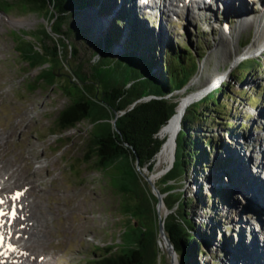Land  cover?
Masks as SVG:
<instances>
[{
    "label": "rangeland",
    "instance_id": "374dc122",
    "mask_svg": "<svg viewBox=\"0 0 264 264\" xmlns=\"http://www.w3.org/2000/svg\"><path fill=\"white\" fill-rule=\"evenodd\" d=\"M5 1L9 4L7 7ZM103 1L110 5L108 15L98 14L96 6L83 9L74 15V27L85 30L91 44L107 31L114 19L124 16L122 22H116L121 35L120 42L112 51L114 56L125 52V41L131 31L140 36L141 42L153 45L156 58L160 54L164 56L166 46L170 45L174 50L185 47L198 65L191 80L199 79L196 83L189 82L183 92L173 93L180 97L179 101L185 103L190 95L203 90L206 82L217 72L224 74L217 85L199 96L203 97L215 89L223 90L216 95L220 106H210L209 109L210 114L217 112L214 114L216 117L209 114L208 119L200 122L193 131L194 138L214 139L219 146L222 144L223 149L215 148L213 151L207 147L204 168L201 164L193 165L187 177L175 182L171 190L181 191L185 197L193 199L187 211L196 223L195 228L204 234L203 238L197 235L202 251V255L197 257L199 264H256L255 261L264 264V188L252 194L253 183L262 184L264 181L261 179L264 169L260 174L253 171L256 167L254 159L261 161L264 168V156L258 152V149H263L264 142V51L240 61L255 60L251 70L245 71L251 61L231 68L235 52L240 53L244 48L239 43L249 40L250 46L255 31V23L247 19L249 26L238 34L236 18L239 14L259 17L261 0H213L215 3L200 7L207 14L206 17L199 11L206 17L204 20L189 7L187 11L185 7H182L184 10L173 7L174 13L173 10L167 11L168 7L163 9L152 5L149 11V4L139 2L141 0ZM48 12L26 0H0V133L11 138L7 145H0V166L9 173L18 169L19 176L14 180L17 179L19 186L33 184L34 181L38 187L35 191L31 188L28 200L33 205V215L39 217L42 232H39L41 235L38 234L37 240L32 237L27 240L26 246L33 250L29 253L35 256L36 261L26 264H87L108 246L122 245L124 232H127L124 238L127 244L134 221H138L147 233L157 234L151 264H171L165 240L157 233V218H138L134 214V201L117 193L104 173L84 163L90 122L85 121L62 134L55 128V118L69 100L56 85L37 83L39 71L47 65L33 67L26 58V51L31 53V46L34 49L32 53L36 49L42 53L44 44L51 47L57 40L50 33ZM223 22L229 24L228 31L233 32L236 39L227 45L226 50L231 55L224 60L219 39L221 31L227 37L229 33L221 28ZM43 31L50 38L45 42L41 40ZM62 42L64 46L59 47L61 55L71 52L70 44L75 45L78 52L54 73L71 77L68 70L80 64L83 73L89 76L97 56H92V51L82 42L67 38ZM43 59L50 62L47 56ZM113 60L106 54L102 64L115 67ZM201 64L204 65L202 72L199 70ZM161 70L157 66L153 73L158 74ZM242 70L245 71V79L240 81L242 75L239 71ZM61 84H64L66 92L75 94L77 91L68 78H62ZM199 97L192 99L186 108ZM182 118L183 112L164 128L167 139L176 137ZM229 123L232 125H227ZM169 151L160 165L156 156L153 173L145 169L138 172L141 183L146 182L145 177L155 174L152 180L157 189L163 188L159 179L164 175L162 172L172 165L174 143ZM216 161L223 162L221 168H213ZM9 167L13 170L10 171ZM165 211L169 213L170 210L162 200L159 212L164 215Z\"/></svg>",
    "mask_w": 264,
    "mask_h": 264
},
{
    "label": "trees",
    "instance_id": "16d2710c",
    "mask_svg": "<svg viewBox=\"0 0 264 264\" xmlns=\"http://www.w3.org/2000/svg\"><path fill=\"white\" fill-rule=\"evenodd\" d=\"M26 2L36 5V8L42 11H49L50 33L57 39L51 47L44 44L42 53L38 49L32 53L34 50L32 46L31 53L26 51L27 61L33 67L47 63L50 65L48 71H41L37 81H46L47 77H52L51 70H57L65 64L64 59L68 53L63 54L61 59L59 58V47L64 46L62 42L64 38L82 42L86 48L92 51V56L98 58L91 67V71L94 80L100 86L99 96L95 100L93 98L92 100L86 98L84 101L80 99L78 103L65 108L57 117L56 125L60 130L74 127L86 115H96L95 118L104 120L103 123L94 127L92 147H89L91 154L87 160L103 171L113 170V187L120 193L133 198L135 202L134 214L138 218L156 219L157 199L148 192L147 183L141 184L140 177L135 170V162L138 159L140 168H146L149 172L153 171L155 155L157 156L167 139L165 127L178 117L184 106V101H179L180 97L173 93L188 85L196 73L198 65L195 59L191 58L185 47L181 50H174L170 45L165 47L164 56L160 54V57L156 58V50L153 45L150 42L149 44L141 42L140 36H137L133 31L128 33L129 37L125 41L127 51L114 56L112 51L115 44L118 45L120 42L119 36L121 35V29L116 27V22L117 20L122 22L124 17L122 15L114 19L107 31L90 44L87 32L74 27L73 17L78 11L89 7L93 8V6L98 8V14L108 15L110 5L107 1L26 0ZM8 5L6 2L5 7ZM49 39V35L43 31L42 42ZM61 43L62 45H60ZM248 43L249 40H245L239 45L243 48ZM129 47H131L130 50ZM70 49V55L75 56L78 52L76 46L70 44ZM106 54L112 56L115 67L102 64V58ZM45 56L50 62L43 59ZM246 61H251V65L245 68V71H249L256 61L253 59L243 60V62ZM243 62L239 64V67ZM157 66H160L162 70L155 74L153 69ZM80 69H82L81 65L77 64L73 66L72 71L79 82H85L86 79L80 77L78 73ZM245 71H239L242 75L240 81L245 79V74H243ZM222 91V89H215L183 109L181 130L174 138L176 149L172 168L159 179L163 188H158V190L164 194L165 206L172 211L165 219V232L174 250L179 257L183 258L185 264H199L197 257L202 255V251L199 248L198 236L203 238L204 234L202 235L198 231L199 229L195 228L196 223L187 211L193 199L185 197L181 191L172 192L171 188L175 182L187 177V173L193 165L201 164V167L204 168L207 163V147L213 151L215 148L223 149L222 144L219 146L214 142V139H207L204 136L193 137L195 126L208 119L210 106H220L216 95ZM142 98H148V100L140 101L133 108H129L130 105ZM119 110L124 113L118 116L113 128L109 122L112 116L108 113ZM216 113L212 112L210 115L213 116ZM230 124L232 125V123L227 125ZM222 165L223 162L216 161L213 168L218 169ZM215 193L218 194V191ZM131 234L129 244L117 251L106 248L103 253L96 254L95 258L90 259L87 264H151L152 247L157 234L147 233L141 225L133 229Z\"/></svg>",
    "mask_w": 264,
    "mask_h": 264
},
{
    "label": "bare ground",
    "instance_id": "6f19581e",
    "mask_svg": "<svg viewBox=\"0 0 264 264\" xmlns=\"http://www.w3.org/2000/svg\"><path fill=\"white\" fill-rule=\"evenodd\" d=\"M209 1L213 2V0H209ZM228 1L229 0H227L226 2H228ZM244 2H245V0H244ZM185 3L186 2H184L183 0H159V1L154 0L153 3H151V5L153 7L162 6L163 9L165 7L166 8L168 7L167 11H172L173 7H179V5L181 4L182 7H185L186 11L189 7L191 9L196 10V14H198V18H201L202 20L206 19L207 14L205 12L201 11V8H200L201 6L202 7L205 6V2L203 0H200L198 2L190 1V2H187L186 4ZM213 3H215V2H213ZM182 10L180 12H183ZM173 11H174V13H176V10H173ZM199 11L204 13V15L206 17L202 13H199ZM240 13H244V11H240ZM238 16L239 17L236 18V19H238V21H237V29H238L237 32H238V34H239V32L242 31L241 29L247 28L249 26V20H247V19H251V21L253 23H255V31H254V37H253L252 44L250 46H248L249 45V43H248V45H247L248 47L247 46L244 47L245 49L243 48V51L240 53L235 52L234 60H232V62H231V68H234L235 66H237L242 59L257 55V53H262L264 51V8L261 7L259 17H255L253 15L251 16L250 14H246V16H245V14H243V15L239 14ZM221 32H222V34H221L220 39H219L220 40L219 44H220V51H221V55H222L221 57L224 60V59H227L231 55V52L226 50L227 45L233 44L236 39H235V36L232 34L233 32L231 33L230 31H228V33H229L228 37L226 35H224L223 31H221ZM201 65H200L199 70L202 72L204 69V65L203 64H201ZM216 67H217V63H216ZM218 76H220V77H218ZM222 76H224V74L221 75L220 72H217L215 74V76L213 78H211V80L206 82L203 90L201 89V90L197 91L196 93H194L193 95L189 96V98L184 103L183 109L187 106V104L192 99H194L195 97L201 96L202 94L207 92L208 89L217 85L219 78H222ZM198 79H199V77H196L194 80H191L190 83H192V82L196 83ZM183 109H182V112H183ZM17 129H18V126H17ZM9 138L3 136L0 133V145H7V143L9 142L8 141ZM173 143H174V139L171 136H169L167 141L164 143L163 147L161 148V150L157 154V164L158 165H160L163 162V159H165L168 152H170L169 149L173 146ZM258 152H260L261 157L264 156V148L262 150L258 149ZM253 162L256 166L253 168L254 169L253 171L260 174V170L264 169L262 166L263 165L262 162L259 161L258 159H254ZM0 164H1V162H0ZM2 168H3V166H0V198L3 200L2 206L8 207V209L10 211L14 210L15 214H14V219L12 220V224L10 226L3 225L0 228L1 235L5 237V240H7L5 242V245L0 247V252L5 247H7V250L2 251V254H0V264H26L29 262L34 263V261H36L35 256L33 254H31L29 256L26 255L30 251L31 252L33 251L32 249L30 250V248L27 247L26 244H27V240H29L31 237L33 239L37 240L40 237L39 235H41V234H39V232H42V231H40V229H42V228L39 229V227L41 225L38 223L39 217H35V215H33L32 211H31V207L33 205H31V202L28 199H30V195L32 194V192H30L31 188H32V190L35 191V189L38 187L36 186L34 181H32L33 184L29 183L30 185L29 184H21L19 186L18 184H16L17 179L14 180L15 176H19V172L17 171L18 169H14V171L12 172L11 170H13V169L9 167L10 171H11L9 173L7 171H4ZM15 172L16 173L18 172V174H16ZM249 175H251V174L249 173ZM258 177H259V175H258ZM261 179H264V177H262ZM263 183H264V181H263ZM263 183L262 184L261 183H258V184L253 183L254 185H253L252 194L254 193V191H256V193H254V194H257V192H260L261 189L264 188V187H262ZM54 190L56 191L57 189L55 188ZM18 193H19V195H18ZM257 196H259V194ZM40 199H41V195H40ZM258 199H259V197H258ZM37 206H39V205H37ZM42 227H44V226H42ZM162 239H164L165 243H166V252H169L166 239L164 237H162ZM254 247L256 248V246L253 244V248ZM256 250H257V248H256ZM6 254H8V257H6ZM171 259H172V261H171L172 264H177L176 259L173 256H171ZM257 262L258 261H255L254 263L259 264Z\"/></svg>",
    "mask_w": 264,
    "mask_h": 264
},
{
    "label": "water",
    "instance_id": "95a60500",
    "mask_svg": "<svg viewBox=\"0 0 264 264\" xmlns=\"http://www.w3.org/2000/svg\"><path fill=\"white\" fill-rule=\"evenodd\" d=\"M70 53L71 52H69V54L64 59V62L67 63V64H68L69 59L72 58V56L70 55ZM59 58L60 59L62 58L61 52H60ZM46 65L47 66H45V67L43 65V68H41V70L39 71V73L37 75V79H39L38 76L40 75L41 71H43V70L44 71H48V68L50 67V65L48 63ZM73 66H76V65H73ZM73 66L68 70V72H69L68 74H71V77H70V75H66V76L65 75H60V76L59 75H56L54 73V69H53V70H51L52 77H47L46 78V81L45 80L44 81L43 80H41V81L39 80V81H37V83H39V82L40 83H44V84H47V85H49L51 87H53L54 85H56V87L58 88V90H60L64 94V96H66L68 98V100H69L68 105H66L62 110H60L59 113L57 114L56 118H55V128L59 131L60 134L66 132V131L75 129L78 126V124H81V123H83L85 121L90 122L91 128L89 130L88 138H87V141H88L87 148L88 149H87V153L85 154L84 163L85 164H91L92 168H95L97 171H99L101 173H104L106 175L105 177H107L109 179V184L111 185V187L115 191H117L113 187V182H112V177H113L112 176V171L113 170L103 171L101 169H98L96 166H94V164H92L90 160H87L88 159V156L91 154L90 151H89V149H90L89 147H92L91 146V143H92L91 141H92V134H93L94 127L97 126L100 123H103L104 120L99 119V118L98 119L95 118L96 115H86V117H84L81 121H78V123H76V125L74 127H70V128L64 129V130H60L58 128V126L56 125V119H57V117L59 116V114L61 113V111H63L65 108H67L68 106H70V105H72L74 103H78V101L80 99H82L84 101V99L86 100V98H87V100L88 99H91L92 100V98H93L95 100L99 96L100 86H99V83L96 80H94V78L92 76V72L90 73L89 76H87L85 73H83L82 69H80V71H78V73L80 74V77L81 76L84 77L86 79V81L85 82H79L77 76L72 71ZM62 78H68L73 83L74 87L77 89V91L75 92V94H73L70 91H67L66 92V89L64 88V84H61V79ZM56 81H60V83H57ZM187 86L188 85H186L185 87H187ZM177 92H183V91L180 90V91H177ZM207 94H209V93H207ZM207 94H205L204 96H206ZM203 97H199V98L195 99L192 103L197 102L198 100H200ZM143 100L144 101L145 100H148V98H142L141 100H137L132 105H130L129 108L130 109L133 108V106L136 103H138L140 101H143ZM175 111H176V109H175ZM123 113H124V111H120V110L119 111H109L108 115H111L112 116V118L109 119V122L112 124L113 128L115 127L116 119L118 118V116L122 115ZM180 130H181V127H178V133L180 132ZM157 137H158V134H157ZM175 149H176V142H174L173 162H174V158H175ZM155 157H156V155H155ZM171 168H172V165L169 167V170ZM142 169L147 170L146 168H140L138 166V159H136V162H135V170H136L137 174ZM153 170H154V168H153ZM169 170H164L162 173L163 174H166ZM148 173H153V171L152 172H149L148 171ZM154 176H155V174H151L150 177H145V181H146L145 183H147V185H148V187L150 189L148 192L157 199V203L155 205L156 218H157V222H158V230H157V233H158V235H159L160 238L164 237L166 239V242L168 244V249H169V252H167L166 254H168L170 260L172 261L171 256H173L176 259L177 264H185V262L183 261V258L182 257H179V255L176 253V251L173 248V245L171 244V242L169 241V239H168V237L166 235L164 223H165V219L167 218V216L169 214L172 213V211L170 210L169 213L167 211H165L164 212V215H162L159 212V205L162 203L164 194L160 193V191L157 189L156 184L154 183V180H152V178ZM141 184H143V183H141ZM117 193H119L121 195H124V196H127L126 194H122L119 191H117ZM127 198L130 199V200H132V201H134L133 198H130L129 196H127ZM124 209H127V208H124ZM126 213H127V211H126ZM136 227H139V222L138 221H134L132 223V229L129 231L130 232V237L132 235L131 234L132 230L135 229ZM143 230H145V229L143 228ZM126 234H127V232H124L123 233V240H122V243H121L122 245H119V246H115V245L114 246H108L107 248H112V251H117L121 247H124L127 244H129L130 243V239H129V242L127 244L124 242V238H126ZM152 254H153V247H152ZM171 264H172V262H171Z\"/></svg>",
    "mask_w": 264,
    "mask_h": 264
}]
</instances>
